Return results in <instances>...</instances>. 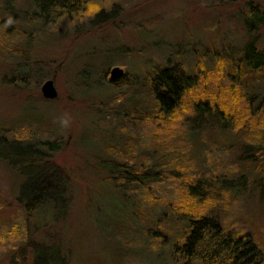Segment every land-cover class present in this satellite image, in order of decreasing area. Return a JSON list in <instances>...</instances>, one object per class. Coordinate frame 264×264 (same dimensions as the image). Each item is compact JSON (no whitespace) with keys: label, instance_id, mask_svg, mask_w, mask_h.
Instances as JSON below:
<instances>
[{"label":"rangeland","instance_id":"1","mask_svg":"<svg viewBox=\"0 0 264 264\" xmlns=\"http://www.w3.org/2000/svg\"><path fill=\"white\" fill-rule=\"evenodd\" d=\"M88 1L113 19L94 21L89 2L70 13L54 0H0V264H175L169 241L187 226L191 185L210 197L195 210H217L264 252V154L247 146L264 128L263 107L250 119L264 69H238L247 3L264 9V0ZM253 37L264 49V27ZM177 63L192 79L184 111L165 124L154 120L151 78ZM114 66L123 70L116 80ZM48 79L51 99L41 92ZM201 98H216L217 116L229 102L232 120L196 111ZM125 145L132 154L120 157ZM123 159L158 175L110 183ZM37 191L50 203L28 214Z\"/></svg>","mask_w":264,"mask_h":264},{"label":"trees","instance_id":"2","mask_svg":"<svg viewBox=\"0 0 264 264\" xmlns=\"http://www.w3.org/2000/svg\"><path fill=\"white\" fill-rule=\"evenodd\" d=\"M55 1L60 3V7H66L70 13L73 11L75 12V7L78 9L79 6H84L89 2L88 0H54V2ZM35 2L37 6H40L42 0H35ZM88 7L89 9L95 8V10H98L94 21L101 19L100 21L106 22L107 20L113 19L112 16H109L110 14H107L104 9H102L101 5L97 3L89 2ZM247 7L249 11V20H246L245 27L250 37L242 48V63H238V69H240L241 73L242 71L244 72L242 69L245 67L247 71L255 74L264 69V49L256 45V39L253 37L254 32L259 27H264V9L251 1H248ZM191 79L192 78L187 74L180 63H177L175 66L160 65L156 68L151 78V94L155 103L154 109H152V112L155 113L154 120L167 124L169 122L173 123L178 118L179 114L184 111L185 99L187 97L186 92L189 90V81ZM235 88L236 84L233 86V90ZM228 100L237 101L235 92H233ZM216 102V98L212 101H207V99L203 100L201 98L199 100H194L192 103L196 111L204 113L199 106H214L217 105ZM221 104L222 107L220 114H218L219 116H217L215 107L212 108L210 106L211 110L208 112L212 115L214 120L223 122L224 125H226L229 119L232 120L233 110L229 102H223ZM262 107L264 109V98L260 101L257 108L252 111L250 119L256 116L261 111ZM260 122L264 124V117L260 119ZM241 123L240 121V125ZM228 124L231 125L230 122H228ZM226 128H228V126H226ZM251 135L255 139L254 143H247L249 144L247 146L255 145L257 150L254 151L253 154L256 155V153H259L263 155L264 128L256 132H251ZM40 145L42 144L40 143ZM132 148V145H125L124 150H119V156L122 157L124 153L125 155L131 156ZM130 163L131 162H128L127 159H123L122 162L112 165L113 169H116L113 172L117 176L108 178L109 181H111L110 183L118 182V185H129L131 182H139L143 184L145 179H151L158 175L155 171L148 172L144 170L141 172L139 169H136V167L140 168L139 162L133 163L132 165ZM51 175L54 176V173ZM49 181L53 187L54 178L52 176L49 178ZM225 188L230 189V187L226 185ZM200 189H202L203 192L199 191ZM206 189L207 188L203 186H201V188L197 185L190 186L189 196L195 199L197 203L194 202V205L185 206V210H181V215L184 216L182 217L187 220V226L182 232L177 234L175 239L169 241L170 244H172L170 255L175 264H194L195 261H198L199 264H264L263 249L249 233H240L234 229H230L222 223L221 217L218 216L219 214L217 213L216 215L215 212L217 210L203 213L200 209L198 210V208L196 210L194 209V206L198 205L200 202H209L210 197H207ZM29 194L32 195L33 191L25 190L21 195L24 198H29ZM42 194V192L37 191L34 202L31 204H24L28 214H33L34 211L36 209L38 210V207L42 206L45 202L50 203V193L46 198H43L45 193L44 195ZM153 230L152 228L148 230L151 237L154 235ZM155 233L158 238H161V245H166L167 240L164 237H169L167 231L161 228L160 231L156 230ZM35 254H38V250L35 251ZM50 262L51 264H58L54 257L51 258Z\"/></svg>","mask_w":264,"mask_h":264},{"label":"water","instance_id":"3","mask_svg":"<svg viewBox=\"0 0 264 264\" xmlns=\"http://www.w3.org/2000/svg\"><path fill=\"white\" fill-rule=\"evenodd\" d=\"M109 72H110V78L112 80H116L123 75V70L118 66L112 67ZM41 92H42L43 96L46 98L51 99V98L56 97L57 91H56V89L54 87V83L51 79L45 80L42 83Z\"/></svg>","mask_w":264,"mask_h":264}]
</instances>
